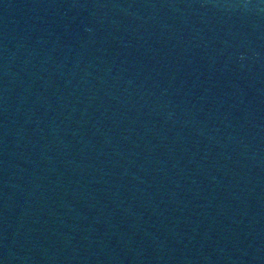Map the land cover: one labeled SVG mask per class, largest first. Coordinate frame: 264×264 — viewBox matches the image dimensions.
<instances>
[{
  "label": "water",
  "instance_id": "obj_1",
  "mask_svg": "<svg viewBox=\"0 0 264 264\" xmlns=\"http://www.w3.org/2000/svg\"><path fill=\"white\" fill-rule=\"evenodd\" d=\"M0 264H264V0H0Z\"/></svg>",
  "mask_w": 264,
  "mask_h": 264
}]
</instances>
